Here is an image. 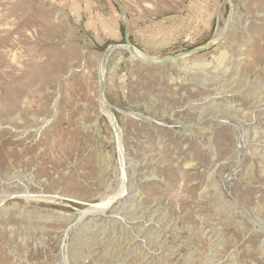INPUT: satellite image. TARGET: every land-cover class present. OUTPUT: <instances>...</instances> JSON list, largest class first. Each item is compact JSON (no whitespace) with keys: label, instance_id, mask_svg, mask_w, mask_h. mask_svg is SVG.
I'll return each instance as SVG.
<instances>
[{"label":"rangeland","instance_id":"374dc122","mask_svg":"<svg viewBox=\"0 0 264 264\" xmlns=\"http://www.w3.org/2000/svg\"><path fill=\"white\" fill-rule=\"evenodd\" d=\"M119 1L0 0V264H264V0Z\"/></svg>","mask_w":264,"mask_h":264},{"label":"water","instance_id":"95a60500","mask_svg":"<svg viewBox=\"0 0 264 264\" xmlns=\"http://www.w3.org/2000/svg\"><path fill=\"white\" fill-rule=\"evenodd\" d=\"M116 5L119 7L120 11H121V14L124 18V21H125V43H126V46L127 48L129 49V51L132 52L131 49H137L132 43H131V39H130V35H129V32H130V28H129V17H128V14H127V11L126 9L124 8V6L121 4V2L119 0H113ZM231 21V19L229 20ZM219 41V39L215 40V41H211L209 42L208 44H206L205 46L201 47V48H198L196 50H193L191 51L190 53L187 54L188 55H194L198 52H201L205 49H208L209 47L215 45L217 42ZM185 57V55L183 56H179V57H168L165 61L163 62H160L161 64H166V63H169V62H173V61H177L178 59H181Z\"/></svg>","mask_w":264,"mask_h":264},{"label":"bare ground","instance_id":"6f19581e","mask_svg":"<svg viewBox=\"0 0 264 264\" xmlns=\"http://www.w3.org/2000/svg\"><path fill=\"white\" fill-rule=\"evenodd\" d=\"M131 50H132V53H133V50H135L134 52H135L136 54H137V52H138V54H140V53H139V49H131ZM136 50H137V52H136ZM138 54H137V55H138ZM141 55H142V54H141ZM142 56H143V55H142ZM150 59H151V58H150ZM166 59H167V58H163V59H153L152 61H154V62H156V63H158V62L160 63V62L165 61ZM152 61H151V62H152ZM224 132H226V131H224ZM228 133H229V132H228ZM225 134H226V133H225ZM225 134H224V135H225ZM227 135H228V134H226V136H227ZM225 138H226V137H225Z\"/></svg>","mask_w":264,"mask_h":264}]
</instances>
